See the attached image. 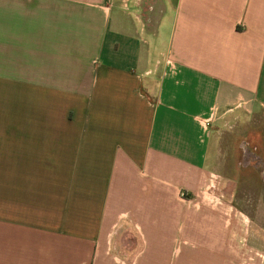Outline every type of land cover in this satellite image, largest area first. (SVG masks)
I'll list each match as a JSON object with an SVG mask.
<instances>
[{
    "label": "crops",
    "instance_id": "crops-1",
    "mask_svg": "<svg viewBox=\"0 0 264 264\" xmlns=\"http://www.w3.org/2000/svg\"><path fill=\"white\" fill-rule=\"evenodd\" d=\"M263 124L264 0H0V264H240Z\"/></svg>",
    "mask_w": 264,
    "mask_h": 264
},
{
    "label": "rangeland",
    "instance_id": "rangeland-1",
    "mask_svg": "<svg viewBox=\"0 0 264 264\" xmlns=\"http://www.w3.org/2000/svg\"><path fill=\"white\" fill-rule=\"evenodd\" d=\"M225 129L220 139L215 137L213 152L216 159L219 153L224 160L221 168L215 166L221 182L209 190L205 201L215 202L212 193H223L226 219H230L231 212L241 224V249L237 252L240 264H264V182L258 161L250 156L252 151L255 155L256 144L250 139L249 126ZM217 146L222 148L221 152L216 150Z\"/></svg>",
    "mask_w": 264,
    "mask_h": 264
}]
</instances>
